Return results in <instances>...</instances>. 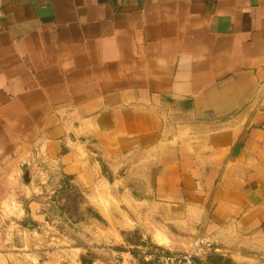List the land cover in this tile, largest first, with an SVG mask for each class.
<instances>
[{"label": "crops", "instance_id": "1", "mask_svg": "<svg viewBox=\"0 0 264 264\" xmlns=\"http://www.w3.org/2000/svg\"><path fill=\"white\" fill-rule=\"evenodd\" d=\"M199 237L264 264V0H0V264Z\"/></svg>", "mask_w": 264, "mask_h": 264}, {"label": "built area", "instance_id": "2", "mask_svg": "<svg viewBox=\"0 0 264 264\" xmlns=\"http://www.w3.org/2000/svg\"><path fill=\"white\" fill-rule=\"evenodd\" d=\"M221 253L220 248L208 238H196L190 250L172 252L155 249L154 252H144V260L154 259L155 264H201L206 258Z\"/></svg>", "mask_w": 264, "mask_h": 264}, {"label": "rangeland", "instance_id": "3", "mask_svg": "<svg viewBox=\"0 0 264 264\" xmlns=\"http://www.w3.org/2000/svg\"><path fill=\"white\" fill-rule=\"evenodd\" d=\"M126 240L134 244H137L140 242L139 236L137 235H129L126 237ZM155 249H158V248L152 246V249H150V252H154ZM143 258H144V255H143ZM231 261L232 260L229 259L228 255H226L223 251H221V253L218 255H214V256H210L206 258V260H204L201 264H232ZM144 262L145 264H155L154 259L150 260L149 262L144 260Z\"/></svg>", "mask_w": 264, "mask_h": 264}, {"label": "water", "instance_id": "4", "mask_svg": "<svg viewBox=\"0 0 264 264\" xmlns=\"http://www.w3.org/2000/svg\"><path fill=\"white\" fill-rule=\"evenodd\" d=\"M84 264H91L90 262H85Z\"/></svg>", "mask_w": 264, "mask_h": 264}, {"label": "trees", "instance_id": "5", "mask_svg": "<svg viewBox=\"0 0 264 264\" xmlns=\"http://www.w3.org/2000/svg\"><path fill=\"white\" fill-rule=\"evenodd\" d=\"M127 242H128V240H127Z\"/></svg>", "mask_w": 264, "mask_h": 264}]
</instances>
